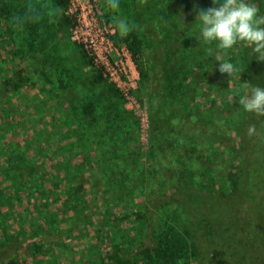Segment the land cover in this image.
I'll use <instances>...</instances> for the list:
<instances>
[{
  "label": "rangeland",
  "instance_id": "rangeland-1",
  "mask_svg": "<svg viewBox=\"0 0 264 264\" xmlns=\"http://www.w3.org/2000/svg\"><path fill=\"white\" fill-rule=\"evenodd\" d=\"M94 1L84 18L69 5L77 20L59 30L52 0H0V264H111L115 247L133 259L154 245V227L181 225L180 204L162 200L171 172L151 170L132 58L109 39L121 22L109 0ZM81 47L122 93L118 107L92 84Z\"/></svg>",
  "mask_w": 264,
  "mask_h": 264
},
{
  "label": "flooded vegetation",
  "instance_id": "flooded-vegetation-1",
  "mask_svg": "<svg viewBox=\"0 0 264 264\" xmlns=\"http://www.w3.org/2000/svg\"><path fill=\"white\" fill-rule=\"evenodd\" d=\"M249 2L264 15V0ZM214 6L211 0H118L115 20L128 25L123 35L132 49L124 45L136 72L151 170L171 172L167 203L182 207L187 261L264 264V115L239 103L250 94L244 83L264 87V62L245 43L225 53L199 39L196 13ZM222 57L237 66L240 80L215 70Z\"/></svg>",
  "mask_w": 264,
  "mask_h": 264
},
{
  "label": "clouds",
  "instance_id": "clouds-1",
  "mask_svg": "<svg viewBox=\"0 0 264 264\" xmlns=\"http://www.w3.org/2000/svg\"><path fill=\"white\" fill-rule=\"evenodd\" d=\"M118 0H109L111 7L117 6ZM214 7L200 9L195 16L198 27V37L205 44L223 50L227 53L233 50L237 44L245 43L250 46L254 59L264 62V15L260 14L249 0H211ZM122 34L128 32V25L125 22L119 24ZM213 51L212 47L207 49ZM216 69L228 77L234 74L240 80L241 73L230 59L221 58L215 63ZM213 65V66H214ZM250 85V94L243 96L239 103L249 113L264 115V87ZM254 128L249 132L253 133Z\"/></svg>",
  "mask_w": 264,
  "mask_h": 264
},
{
  "label": "trees",
  "instance_id": "trees-1",
  "mask_svg": "<svg viewBox=\"0 0 264 264\" xmlns=\"http://www.w3.org/2000/svg\"><path fill=\"white\" fill-rule=\"evenodd\" d=\"M52 3L62 12V16L59 18L57 26L59 30H67L70 29L76 22V19L72 16L66 15L65 11L67 10L69 6V0H52ZM109 39L111 40L112 44L115 47H118L122 44H127L130 49H132V44L130 43L129 37L125 36L120 33H115L113 35L109 36ZM78 54L80 56L81 63L86 67H91L93 71L92 75V84L98 86L99 88H102L106 95L108 96V104L111 108L118 107L119 104H122L124 102V97L122 93L119 91L117 86L109 82L108 79L103 77V74L100 70H98L94 64V59L92 57H89L87 51H85L82 47L79 48ZM83 116L86 117L90 121L95 120L94 115V104L89 102L85 107L83 108ZM127 157V156H126ZM130 158V157H129ZM186 158V157H185ZM208 158H210L208 156ZM8 163V162H7ZM12 165V164H8ZM229 172L222 173L223 179L221 180V183L225 188H228L227 185L230 183L228 179ZM221 176H217L216 178L220 181ZM143 180V179H142ZM172 181V178H171ZM139 183L142 184V181L139 180ZM172 185V184H171ZM170 185V187H171ZM164 196L162 200H167V196ZM181 205H180V212L177 219L180 220L179 225H169V228L166 230L157 231V227L153 228V234H155V242L154 245L145 248L139 256H136L133 259H128L124 257L121 254V249L118 247L114 248V251L110 254H106L104 257L106 260H108L111 264H180L179 260L181 258V254L184 255V252L186 251L185 248H180L181 242H184L185 245H187L188 239L183 240L179 239L178 237H181V235L176 231V228L182 232H186L185 226V217H183V211H181ZM136 218L141 217L139 214H134ZM168 215L171 216L172 220L174 216L171 214V211H168ZM175 218V220L177 221ZM175 223V222H173ZM184 226V229H183ZM180 227V228H179ZM187 234V233H185ZM186 236V235H185ZM187 237V236H186ZM182 238V237H181ZM40 247V246H39ZM38 248V247H37ZM39 249V248H38ZM60 252V250H58ZM59 254V253H58ZM83 261L88 262L87 257L83 258Z\"/></svg>",
  "mask_w": 264,
  "mask_h": 264
},
{
  "label": "built area",
  "instance_id": "built-area-1",
  "mask_svg": "<svg viewBox=\"0 0 264 264\" xmlns=\"http://www.w3.org/2000/svg\"><path fill=\"white\" fill-rule=\"evenodd\" d=\"M76 2L77 5H80L79 8H76L75 11L77 9H79L81 11V16L84 18L85 15H89L91 13V9L93 7V2H95L94 0H69V5H73V3ZM69 8V6H68ZM86 9L88 10L86 14H84V12L86 11ZM66 15H68L67 13H65ZM69 16H72V17H75L73 16L72 14L69 15ZM77 20V19H76Z\"/></svg>",
  "mask_w": 264,
  "mask_h": 264
}]
</instances>
